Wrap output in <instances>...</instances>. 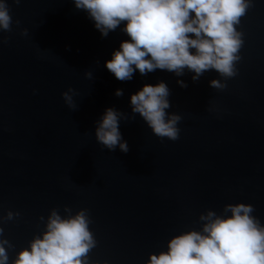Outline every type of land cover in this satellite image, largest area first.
I'll use <instances>...</instances> for the list:
<instances>
[{
  "label": "water",
  "instance_id": "95a60500",
  "mask_svg": "<svg viewBox=\"0 0 264 264\" xmlns=\"http://www.w3.org/2000/svg\"><path fill=\"white\" fill-rule=\"evenodd\" d=\"M8 4L11 30L0 29V226L14 245L10 260L42 229L40 217L53 207L64 214L65 205L89 210L97 240L90 264H144L171 235L198 228L201 212L226 203L253 204L264 223V0H249L236 24L235 75L211 69L197 80L163 69L119 80L104 61L127 39L120 28L102 36L73 0ZM213 78L225 87H212ZM160 80L170 88L166 111L182 117L176 140L153 134L131 111L130 94ZM69 86L75 109L61 95ZM109 106L127 116L119 124L126 152L95 139ZM8 210L19 215L5 219Z\"/></svg>",
  "mask_w": 264,
  "mask_h": 264
},
{
  "label": "clouds",
  "instance_id": "9594fccd",
  "mask_svg": "<svg viewBox=\"0 0 264 264\" xmlns=\"http://www.w3.org/2000/svg\"><path fill=\"white\" fill-rule=\"evenodd\" d=\"M17 3L20 0H16ZM93 21L102 36L120 28L127 39L104 61L119 80H130L138 70L141 75L163 69L177 76L192 73L197 80L205 71L215 69L222 76L235 75V61L242 44L236 24L245 13L249 0H73ZM13 18L8 0H0V29L11 30ZM19 24L20 21L16 20ZM26 33L27 29H23ZM86 76L91 72L86 71ZM181 86L186 82L178 80ZM212 87L223 88L218 79ZM75 89L61 93L72 109ZM117 96L123 89L115 90ZM170 88L160 80L145 83L129 96L132 113H138L152 133L176 140L180 134L177 112L166 111L171 105ZM127 116L115 107H106L95 122L94 136L109 150L128 151L119 124ZM254 205L237 201L226 203L221 211L206 209L199 214L198 228H188L170 236L166 246L149 252L144 264H264V223L254 214ZM18 212L8 210L5 219ZM43 227L33 234L27 246L14 247L0 226V264H90L88 253L97 240L90 228L87 208L73 211L64 206V214L53 207L41 216ZM91 264H97L92 261ZM107 264V262H103Z\"/></svg>",
  "mask_w": 264,
  "mask_h": 264
}]
</instances>
